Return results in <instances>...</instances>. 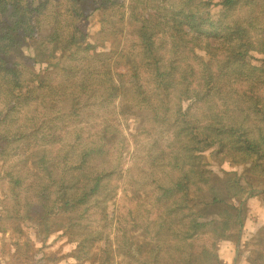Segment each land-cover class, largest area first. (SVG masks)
Returning a JSON list of instances; mask_svg holds the SVG:
<instances>
[{"label": "trees", "instance_id": "1", "mask_svg": "<svg viewBox=\"0 0 264 264\" xmlns=\"http://www.w3.org/2000/svg\"><path fill=\"white\" fill-rule=\"evenodd\" d=\"M239 1L0 0V232L24 236L22 264L65 243L73 264H121L119 230L131 264H225L223 242H239L231 264H264V222L240 238L249 201L264 213V23L231 20ZM107 105L163 125L170 148L147 156L158 179L128 182L154 206L130 226H114L123 169ZM91 118L90 138L70 124Z\"/></svg>", "mask_w": 264, "mask_h": 264}, {"label": "rangeland", "instance_id": "2", "mask_svg": "<svg viewBox=\"0 0 264 264\" xmlns=\"http://www.w3.org/2000/svg\"><path fill=\"white\" fill-rule=\"evenodd\" d=\"M216 1V0H214ZM245 2H242L241 0L237 3L236 8L232 10V12L229 14L230 19L234 18H241L243 20L244 24H246L248 21L253 19L254 15L261 16V21L264 23V0H244ZM239 5V6H238ZM214 10L218 11V8H214ZM248 18V19H247ZM259 24V22L257 23ZM260 25L257 26V28ZM127 28V27H126ZM91 31V30H90ZM101 36V34H97ZM133 32L127 31L125 29V34L121 33L118 34V38H120V46L123 44H127L128 46H132L133 44ZM91 39L95 40L96 37H92ZM97 48H101L100 41H97ZM108 49L112 48V44H107ZM87 52L90 54L92 51V46L87 44L86 47ZM106 50V49H105ZM185 105V103H182ZM107 108V109H106ZM106 110L98 112V114L110 118L112 121L109 123L110 126L115 130L117 136H118V150L116 151L115 155L119 157V167L123 169L122 176H116L115 182L117 183L116 191H117V218L114 222V226H118V220L121 219L123 221V224L126 226H130L132 223V217L138 216V211L143 210V208H147V211L150 212V215L153 216L154 212V206L152 202H145V196L143 194V201H139L140 195H133V189L130 188L129 190V183L128 182H134L137 186H143L144 178L143 175L148 177L146 174H149L151 171L153 173V176L151 178L158 179L160 173L159 166L157 168L152 167L154 163L152 162L150 165L151 160H148L147 156L151 153H155L157 150L162 151V149H165L167 146V140L162 138L161 131L162 127H159V124L155 123L152 125L149 121H146L144 119L140 118L137 123V116L133 117H123L120 114L118 115V108L113 109L111 106H106ZM198 110V109H197ZM120 112V111H119ZM200 112H198V115L200 116ZM117 113V114H116ZM197 114V111L196 113ZM83 117V116H82ZM101 118H94L90 120L91 125L88 124V122L84 121L82 123H77L71 121V126H75L78 124V127L81 126V132L82 135L88 136L90 138L89 133H92L93 135H96V131L102 127ZM85 120V118H84ZM100 121V122H99ZM71 131V129H70ZM71 134V133H70ZM69 134V137H72ZM166 134V132H164ZM83 137V136H82ZM93 137V136H92ZM159 137V142L156 141ZM83 142L85 141V137L82 138ZM170 150V148H166V151ZM122 151V152H121ZM121 152V153H120ZM151 152V153H150ZM120 153V155H119ZM152 155V154H151ZM117 161V160H116ZM114 161V162H116ZM146 164V165H145ZM233 170L235 167L232 168ZM241 182L244 183V179L241 180ZM124 188H128L129 190V196H124L123 191ZM147 188V187H146ZM131 197V198H130ZM148 200V199H147ZM249 207V213L247 215V211L245 210V213L247 217L245 218V221L243 223V226L240 230V238L241 241L244 240V237H248L251 233H253L256 228L264 222V213L262 208H260L259 202L255 199H251L248 203ZM26 230L28 232V236L34 241V243L37 245L39 244V241L37 238H40L43 234L42 229H37V227L32 226L31 223L26 222ZM120 226V225H119ZM117 230V228H116ZM36 232V233H34ZM114 232V229H113ZM130 232V231H128ZM0 232V264H22V262L19 261L16 254L14 253L15 250L13 249L16 242H22L24 240V236H16L14 234H11L9 230H6V232L2 233ZM113 235V248L115 249L116 246H119V249H115V260L117 262H120L121 264H131L128 262L127 258L124 256V250H126V244L123 243V235L119 231H116ZM40 236V237H38ZM55 236L53 234L49 235L48 238H46L45 247L47 252L51 250V243L54 240ZM118 239V240H117ZM32 243V242H31ZM58 253L52 252L47 253L50 254V256L53 257V260H49V264H73L71 259V254L73 252V247L68 244H59ZM34 251L38 250V247H36ZM123 248V249H122ZM14 250V252H13ZM239 250V242L237 243V246H234L230 243V245H227L223 243L220 247V251H222L223 255L226 257L224 259L225 264H231L227 261L231 260L234 251L236 256V251ZM14 253V254H13ZM41 252H36L34 254L35 261L37 264H42V256ZM84 264H91L90 262L84 263ZM245 264V263H241Z\"/></svg>", "mask_w": 264, "mask_h": 264}, {"label": "crops", "instance_id": "3", "mask_svg": "<svg viewBox=\"0 0 264 264\" xmlns=\"http://www.w3.org/2000/svg\"><path fill=\"white\" fill-rule=\"evenodd\" d=\"M260 208H261V206H260ZM223 243H225V244H227V245H230V243H226V242H223ZM223 243L220 244V247H221V245H222ZM219 251H220V249H219ZM220 252H221V254L223 255L222 251H220ZM236 255H237V251H236ZM234 257H235V251H234V254H233L231 260H229V261H227V262H228V263H231V262L233 261ZM223 258L226 259V257H225L224 255H223Z\"/></svg>", "mask_w": 264, "mask_h": 264}]
</instances>
